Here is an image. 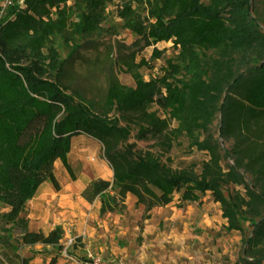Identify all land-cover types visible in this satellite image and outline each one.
Instances as JSON below:
<instances>
[{"label": "trees", "instance_id": "16d2710c", "mask_svg": "<svg viewBox=\"0 0 264 264\" xmlns=\"http://www.w3.org/2000/svg\"><path fill=\"white\" fill-rule=\"evenodd\" d=\"M10 1L0 9V255L6 264L15 258L29 264L37 255H18V238L30 224L26 204L44 183L59 189L56 161L76 181L68 155L79 136L102 146L112 174L110 182L96 178L81 192L86 203L99 202L100 217L122 214L127 195L142 207L143 220L175 197L184 208L209 195L226 233L241 236L231 264H264V34L252 0L126 2L119 18L133 42L121 64L134 87L111 76L100 111L63 83L66 63L53 40L100 32L107 4L119 0ZM169 42L176 56L165 60L158 77L144 80L140 69L149 65L136 62L138 53L151 47L156 61L163 56L156 45ZM218 116L219 138L231 142L223 154L210 134ZM132 138L147 147L138 150ZM180 141L207 160L174 168L169 155ZM53 234L61 239L59 228ZM48 242L43 236L41 243Z\"/></svg>", "mask_w": 264, "mask_h": 264}, {"label": "rangeland", "instance_id": "374dc122", "mask_svg": "<svg viewBox=\"0 0 264 264\" xmlns=\"http://www.w3.org/2000/svg\"><path fill=\"white\" fill-rule=\"evenodd\" d=\"M3 1L0 0V9H2ZM128 1L119 0L108 3L101 30L91 37L76 38L75 42L69 43L62 38L53 40L61 60L66 63L67 74L63 83L79 91L85 102L89 106H95L98 111H100L111 76L116 77L121 86L134 87L131 76L126 73L121 64L132 52L130 45L133 37L123 27V21L119 18L122 5ZM251 8L252 16L264 34V0H252ZM156 48L163 52V56L156 61L151 60V47L137 55L136 62L142 58L148 62V68L140 69V74L146 81L158 77L165 60L176 56L171 42L160 43L156 45ZM155 110L153 106L151 111ZM158 114L164 118V115ZM219 120L218 116L211 126L210 134L218 141L223 154L230 149L231 142H225L219 138ZM120 126L123 124L120 123ZM130 143L136 144L138 150L145 149L148 145L145 142H137L134 138L130 140ZM71 146L68 161L76 181H72L62 165L58 163L62 176L55 168L54 175L65 188L59 187L57 190L53 185V189L58 195L68 194L74 197L80 215L94 213L95 204L86 205L79 200L80 189L85 183L99 178L96 174L99 164H104L109 172L110 169L103 159L102 146L96 141L79 136L72 139ZM82 149H87L88 152L81 153ZM169 158L174 168L190 165L198 168L203 161L207 160L204 153L190 150L185 141L178 142ZM111 180L112 175L109 178V181ZM231 189L232 187L229 190ZM227 192L225 191V195ZM207 196L208 198L202 197V203L188 204L184 208H178L177 197H175L170 206L156 208L150 212V219L147 220L141 218L142 207L136 208L135 204L129 213L127 207L132 204L125 200V211L122 214H112L111 216L114 217L112 222H109L108 218V231H104L106 238L101 235L99 240L94 242L88 241L84 235L71 229L68 233L60 231L61 239H58L53 232L50 233L48 245L44 246L41 243L44 235L40 231L30 230L29 227L24 237L18 238V244L21 245L18 255L20 258H27L37 254L29 264H68L62 259L58 247L65 246L69 239H75L78 244L71 254L78 259H85L88 255H92L113 261L122 257L129 264L126 255L121 252L130 248L131 252L145 264H231L237 261L240 255L241 236L237 232L226 233L224 229L226 222L222 218L219 204L213 202L209 195ZM27 212L28 214L30 212L28 205ZM106 216L108 215L100 219L107 220ZM116 219L119 221L116 222ZM17 235L18 232L14 236L17 237ZM82 240L84 241L81 242ZM86 245L93 253L89 254L83 249ZM15 259L14 264H19V259ZM0 261H2L0 264H6L1 255Z\"/></svg>", "mask_w": 264, "mask_h": 264}, {"label": "crops", "instance_id": "0c3cea01", "mask_svg": "<svg viewBox=\"0 0 264 264\" xmlns=\"http://www.w3.org/2000/svg\"><path fill=\"white\" fill-rule=\"evenodd\" d=\"M58 163L61 164L59 161H56V163L54 164V168L58 169V172L62 176V172ZM96 174L99 175L100 179L110 182L109 178L110 175L112 174H109V172L107 173L98 170L96 171ZM89 182L82 185L80 189V198H81V192L83 191L82 189ZM58 184L59 187L63 189L65 188L63 184H61L59 181ZM64 192L66 193V191ZM80 198L79 200L81 202L85 203L86 205H89L84 201L83 198L81 199ZM206 198H208L207 195ZM126 200L128 201V203L132 204V205H128L127 207L129 213H131L133 209V205L135 204L134 203L135 200L131 195H127ZM93 204H95L94 213H88V214L86 213L80 215L76 208L74 197H71L68 194L58 195L56 191H54L53 189V184L48 182L44 183L38 188L36 196L32 200L28 201V203L26 204V207L27 205L30 207V212L28 214V218L30 221L29 224L30 230L34 229L36 231H40L47 238L48 235L52 233L55 228H59V232L61 231L63 233L66 232L68 233V231H70L71 229L74 231H78L80 234L84 235L88 241L91 242H94L95 240L98 241L99 240L98 238L101 235H103L104 238H106L104 231H108V224H107L108 218L110 219L109 222H112L114 217L108 215L106 216L107 220L100 219L99 216L100 204L98 201H96ZM115 221L118 222L119 220L116 219ZM83 241L84 240H82L81 242ZM83 249H85L89 254L93 253L92 251L88 250L87 245L84 246ZM121 253H124L126 255L129 264H145L144 261H141L139 257H136V255L133 254V252H131L130 248L122 250Z\"/></svg>", "mask_w": 264, "mask_h": 264}, {"label": "built area", "instance_id": "2783aa9c", "mask_svg": "<svg viewBox=\"0 0 264 264\" xmlns=\"http://www.w3.org/2000/svg\"><path fill=\"white\" fill-rule=\"evenodd\" d=\"M2 5V10L12 4L10 0H4ZM19 4L23 5V0H19ZM77 241L75 239H69L65 246H60V254L62 259L68 264H128L125 262L124 258L119 257L113 261L103 260L99 256L95 257L88 255L85 259H78L71 254V251L75 248Z\"/></svg>", "mask_w": 264, "mask_h": 264}, {"label": "bare ground", "instance_id": "6f19581e", "mask_svg": "<svg viewBox=\"0 0 264 264\" xmlns=\"http://www.w3.org/2000/svg\"><path fill=\"white\" fill-rule=\"evenodd\" d=\"M84 152L87 153L88 150H87V149H82V150H81V153H84ZM94 161H95V160H93V162H94ZM97 169H98L99 171H103V172H107V173L109 172L108 169L106 168V166H105L104 164H103V165H102V164H99V165L97 166ZM109 174H111V172H109Z\"/></svg>", "mask_w": 264, "mask_h": 264}]
</instances>
